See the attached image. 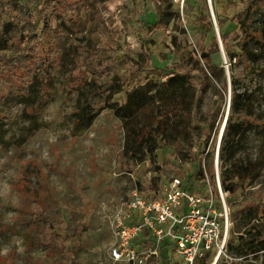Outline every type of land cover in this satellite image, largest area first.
I'll use <instances>...</instances> for the list:
<instances>
[{
	"label": "rangeland",
	"instance_id": "obj_1",
	"mask_svg": "<svg viewBox=\"0 0 264 264\" xmlns=\"http://www.w3.org/2000/svg\"><path fill=\"white\" fill-rule=\"evenodd\" d=\"M73 1L71 16L50 0H0L8 12L0 15V55H18L0 56V264H127L110 255L118 206L134 193L161 199L174 177L190 184L196 179L204 189V172L219 193V146L234 88L257 122L264 120V35L258 41L247 36L264 28V13L249 17L244 30L239 24L251 15L247 5L264 11V0H213L219 35L205 0H186L182 13L174 0ZM44 19L50 27L42 41ZM29 21L38 23L40 37H30ZM206 22L212 25L207 31ZM220 30L228 34L224 42ZM203 32L206 44L214 36L209 47L202 46ZM54 40L61 60L53 62L41 103L30 108L36 88L29 98L21 91L31 82L42 42L44 57L55 56L47 45ZM98 41L114 50H89ZM244 43L262 56L252 70L245 69ZM212 50L218 52L201 57ZM228 53L239 56L230 62ZM125 54L140 64L136 76ZM108 64L114 71L100 74ZM209 64L215 65L213 76ZM198 66L209 76L200 92L193 77ZM194 88L197 112L188 105L184 116L173 114L172 107ZM81 113L91 117L89 124L78 120ZM247 136L244 152L255 159L264 153V129L253 124ZM225 197L229 235L216 264H264V249L241 255L229 249L252 227L264 232V164L256 180ZM135 245L138 261L131 264H160L153 239ZM209 253L195 264H212L214 251ZM168 258L183 264L174 253Z\"/></svg>",
	"mask_w": 264,
	"mask_h": 264
},
{
	"label": "trees",
	"instance_id": "obj_2",
	"mask_svg": "<svg viewBox=\"0 0 264 264\" xmlns=\"http://www.w3.org/2000/svg\"><path fill=\"white\" fill-rule=\"evenodd\" d=\"M36 0H29V2L33 3ZM41 1V0H40ZM54 2V9L57 10L58 12H65L68 13L70 12L71 16L74 15L75 12V3H73V0H50ZM76 2V1H75ZM10 2H7V4ZM74 4V5H73ZM73 5V6H72ZM257 5L253 6L247 5L246 9L250 10L251 15L245 16L243 21H239V24L242 26V30L245 29V24L247 23L249 17H253L255 14H263L264 11H262V7H258L259 11L257 12ZM202 9V8H201ZM200 9V13L203 14L204 12ZM263 12V13H262ZM8 12L6 11V8L0 7V15L5 16ZM76 13V12H75ZM199 13V14H200ZM28 20V19H27ZM27 20L24 23H27ZM39 21V20H38ZM43 26L41 29V39L42 41H45L44 39L47 37L46 34L49 32V25L47 24V20L42 21ZM40 23V21H39ZM207 23V24H206ZM204 30H209L212 28V25L208 22H206ZM29 25V26H28ZM27 32L29 31L30 27V37H40L36 33V29L38 27V23H35L34 21H29L27 24ZM247 31V30H245ZM256 33V34H255ZM26 34V33H25ZM28 34V33H27ZM259 34V35H258ZM21 35V39L24 40L25 35ZM203 35V45L204 47H209L211 43L213 42L214 36L210 39L209 44H206L204 42V37H205V32L202 33ZM257 35V36H256ZM264 35V28L262 27H256V29H253V32L248 30L247 36H256V41L260 40V38ZM43 36V37H42ZM45 36V37H44ZM220 37L223 39V42L226 40L228 37V34L222 33L220 30ZM48 41V39H46ZM21 42V41H20ZM44 42H42L41 50L38 52L39 56L38 58L34 61V65H36L33 74H31V82L28 84L21 92H23L21 97L23 98H29V93L33 91V89L36 90V94L34 95V100L33 102L30 103V108L34 107L36 105H39L42 101V99L45 96V93L47 90H49L51 86V69L52 66L54 65L53 62H56L57 64L60 62V56L56 54L57 50V41H53L51 43H48L47 45L51 48L54 47V55L53 57H44L45 55V48H44ZM92 51H98V52H112L114 48L110 45H107V43L103 41H98L92 47H89ZM52 49V48H51ZM242 52H243V60L245 63V69L247 70H252L253 65L252 63H255L259 60V58H262L261 55H256L253 53L250 49L246 48V44L244 43L242 46ZM56 51V52H55ZM217 53V50H212L209 52L202 51L201 52V57L207 58L213 53ZM229 54V53H228ZM5 58L9 57H17V54L13 55H7L2 53L0 55ZM126 56V61H127V69L129 68L130 74L132 76H136L139 71V63L136 61L134 58V55L131 54H125ZM239 56L238 54H229V59L230 62L232 60H235ZM261 56V57H260ZM240 60V58H238ZM247 64V65H246ZM129 65V66H128ZM214 64H209L207 66L209 70L210 76L214 75ZM131 68V69H130ZM115 69L114 64H108L105 66L103 69H101L100 74L103 75H109L111 72H113ZM195 75H193L194 79L198 82V92H200L204 87V78L209 79V76L207 73H203V67H195ZM198 72H202L203 78L198 75ZM188 77L191 78L190 75H187ZM177 77L182 78V76L177 75ZM232 84H234V80L232 79ZM199 96L196 93V88H194L193 93L184 101L183 103L178 102L177 104L172 107L171 111L173 114H181L184 116L182 113L183 106H191L192 109H194V112L196 113L198 108H199ZM245 98L244 94L239 93L236 88L233 89L231 98H230V103H229V113L227 114V127L225 131V135L220 143L219 146V154H220V160L222 161L221 163V168H222V179H221V186L224 192H227L230 195H233L238 189L243 188L244 184L246 181L249 183H252L254 180H256L259 175L261 168L263 167L264 164V153L260 151L255 157V159H252L248 154H245V144L247 141V132L250 131L252 128L253 124L256 126H260L261 128L264 129V120L262 122H257L259 121L258 118L255 119L253 114L254 111L252 107L248 106L245 103ZM127 103H124L122 105L123 109H126ZM83 113H81L78 117V120L81 121V124L84 121H87L86 124H89L91 117H87L86 119L83 117ZM152 122V119L148 122ZM256 122V123H255ZM146 130L147 134H150V128L148 126H145L144 128ZM239 152H244L245 156L239 157L238 154ZM229 165V166H228ZM229 168H228V167ZM199 173H202L199 169ZM190 178V177H189ZM188 178V179H189ZM185 187L189 190H192V183L190 184V180L186 181L185 180ZM231 198V197H230ZM230 200V199H229ZM258 208V206H255ZM169 242L164 240L159 246H158V251H157V256H158V261L160 264H170L171 261L168 258V246ZM229 249L234 250V252L237 255L241 254H247V253H253L256 254L260 252L261 250L264 249V232H262L258 227H252L250 230L246 232V235H240L238 237L236 245H231L229 244ZM172 264V263H171Z\"/></svg>",
	"mask_w": 264,
	"mask_h": 264
},
{
	"label": "built area",
	"instance_id": "obj_3",
	"mask_svg": "<svg viewBox=\"0 0 264 264\" xmlns=\"http://www.w3.org/2000/svg\"><path fill=\"white\" fill-rule=\"evenodd\" d=\"M182 13L186 0H174ZM211 23L216 24L212 7L213 0H205ZM218 162V149L215 164ZM204 189L195 179L192 190L185 187L183 178L174 177L164 196L159 200L146 199L134 193L116 210L112 226L114 238L111 259L114 262L131 264L137 262L135 243L153 239V254L158 246L168 241V253H174L183 264H195L210 255L220 257L229 235V212L226 205L227 192H222L216 178L218 194H215L204 172Z\"/></svg>",
	"mask_w": 264,
	"mask_h": 264
},
{
	"label": "water",
	"instance_id": "obj_4",
	"mask_svg": "<svg viewBox=\"0 0 264 264\" xmlns=\"http://www.w3.org/2000/svg\"><path fill=\"white\" fill-rule=\"evenodd\" d=\"M212 25H213V28H214L216 34L219 35L218 28H217L216 24L212 23ZM219 44H220V46H221V40H220V38H219ZM220 137H221V134H220L219 138H220Z\"/></svg>",
	"mask_w": 264,
	"mask_h": 264
},
{
	"label": "bare ground",
	"instance_id": "obj_5",
	"mask_svg": "<svg viewBox=\"0 0 264 264\" xmlns=\"http://www.w3.org/2000/svg\"><path fill=\"white\" fill-rule=\"evenodd\" d=\"M224 128H225V126L223 127V129H222V131H221V135H222V132L224 131ZM217 260H218V257H215V258L213 259L212 264H216V263H217Z\"/></svg>",
	"mask_w": 264,
	"mask_h": 264
}]
</instances>
